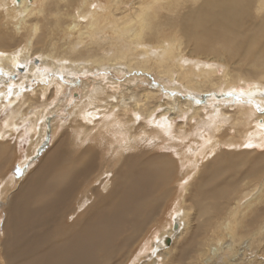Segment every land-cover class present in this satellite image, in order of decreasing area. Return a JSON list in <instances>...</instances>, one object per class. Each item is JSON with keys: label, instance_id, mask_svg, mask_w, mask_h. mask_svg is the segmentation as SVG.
I'll return each mask as SVG.
<instances>
[{"label": "bare ground", "instance_id": "bare-ground-1", "mask_svg": "<svg viewBox=\"0 0 264 264\" xmlns=\"http://www.w3.org/2000/svg\"><path fill=\"white\" fill-rule=\"evenodd\" d=\"M0 52L3 73L35 54L50 71L30 62L43 81L19 99L12 89L0 128V264H111L176 191L170 219L127 263L172 264L168 251L190 224L189 189L196 232L209 229L199 243L218 245L214 260L264 242V152L233 150L244 146L224 129L264 145V113L227 95L239 82L264 87V0H0ZM71 83L81 88L71 118L15 183L8 139L32 122L33 156L47 139L38 117ZM254 102L264 107L259 94Z\"/></svg>", "mask_w": 264, "mask_h": 264}, {"label": "rangeland", "instance_id": "rangeland-1", "mask_svg": "<svg viewBox=\"0 0 264 264\" xmlns=\"http://www.w3.org/2000/svg\"><path fill=\"white\" fill-rule=\"evenodd\" d=\"M29 59H31V62H33L34 65L38 67L39 71H43L45 73L50 72L49 68L47 69L45 66H43L40 63L39 61L40 57L37 54L33 55L32 57H29ZM29 59H23V60L17 61L19 63L24 64L25 67L23 69L17 68V70L13 72L12 76L7 77L6 81L0 84L1 86H4V84L12 82L11 85L14 86L13 88L16 87L17 88L16 90H18L19 88V90L17 91L18 93L17 98L18 97L20 98L23 92L33 89L34 85L37 84L39 80L43 81L42 79L38 78L35 74H33L34 72H28L27 67L30 64L28 62ZM110 72L113 73V75L115 76L114 78H117L118 80L117 82L120 83V80L124 79L123 73L117 74L112 68ZM85 74L84 75L80 74L79 78L83 79V78L93 77L88 74L86 75ZM2 75L6 77L3 74V69L0 67V77ZM61 75L63 76L62 73ZM64 80L70 81L69 79L67 80L66 78ZM71 84L72 85L70 86L67 85L66 87H63L61 96L56 99H52L50 102H48L45 108L44 116L38 117L40 119L37 122V126L39 125V127H42V129L46 133L47 139H45V142L43 144L38 145L39 147L37 146L38 148L34 152V155H33L34 157L31 155L29 158L28 156L26 157V153L28 151V144L30 141L29 138L32 135V133L30 132V128H31L30 126L32 122L30 123L29 120L27 121L25 120L23 123L17 124L15 127V129L17 130H15L12 133L11 138L8 139V143L11 144L12 150L8 154L10 156V160H9L7 167H8L9 173L11 174L12 178L15 180L14 181L15 183L18 179L24 177L30 171H32L33 168L39 163L40 159L42 158L43 153L51 147L52 143L55 140V135H54L55 132H53L54 126L65 124L67 121H69V118H71L72 113L70 112V107L73 105L75 99H80V96H81V88L74 83H71ZM240 84L241 82L238 83L235 89H240L241 87L245 88L244 85H240ZM4 89L7 90L5 91L7 93L3 95L2 98L0 97V104H1L0 105V128L6 123V118L8 117V114H6V112L10 114V112H12L14 109L13 107L14 105L13 104L11 105L10 103V100L12 99L11 98L12 95L8 96L7 86ZM69 92L71 95L68 94ZM206 99L209 102L216 101V99H213L210 96H208ZM218 101L225 102L226 99H221ZM211 105L213 106L214 104H211ZM4 116L5 117L7 116V117L5 118ZM229 126H230L229 124H226V126H224V129H227L228 134L235 136L238 144L244 146L245 145L244 136H241L240 132H235L237 127H233V126L229 127ZM63 128L64 127L61 126L59 127V129H57V131L59 130L58 132H60ZM229 128H232V129H229ZM206 131L207 130H204V132ZM253 144L255 145V143ZM260 145H263V143H261ZM223 147H224V150H232L231 146L224 145ZM242 149H245V147H241V148L238 147L237 149H233V150L238 151ZM249 149H251L253 152H264V147H253ZM165 151L168 154L174 153V150L172 148H169L168 146L166 147ZM17 167L21 169L19 174H17L16 172ZM190 191L191 189H189V191L186 194V205L188 204L192 205L191 207L192 212L190 213V224H189V227L186 228L184 233L177 239V242H175L174 248L168 251V253H172L171 257L174 254L176 255V259H174L172 264H207L205 263L206 259H209L210 261H212L213 264H224V263H221L220 260H214L209 250L212 246L217 247L218 245H214V244L210 245V243L208 242H206L205 244L199 243V239L201 238L202 240H204V236L208 233L209 229L206 230L203 236H199L197 234L196 228L198 226L199 219L197 221L195 220V212L197 211V208H195L196 207L195 201H194L195 198L192 195H190ZM177 196H178L177 192L174 191L173 194L170 195L166 199V201L163 202L165 203L164 206L161 208L160 211L158 210L156 214L153 213L154 214L153 218L150 219L149 225L144 228L140 236H138L137 239L133 240L130 243V245L124 249L123 253L120 254L119 252L115 256V258L112 260L111 264H127L131 260L132 254L137 249V247L141 245L142 243L146 242V240L150 239L152 236L154 237L157 234V232L160 231L162 224L165 223L168 219H170V213L173 208L172 203L174 200H176ZM233 204H234V200L230 202L231 206ZM3 206H4V201L0 197V210H2ZM257 207L260 213L259 220H263L264 219V200H260V202L257 204ZM246 214H248V212H246ZM1 222H2V218H0V227H1ZM245 242H248V241H242V243H240L238 247L239 248L238 253L242 255L238 254L236 259L231 258L229 261H227V264H264V242L259 244L257 240L254 238L252 239L251 243H245ZM171 257H169V259ZM159 260H161V258ZM160 264H165V263H163L161 260Z\"/></svg>", "mask_w": 264, "mask_h": 264}, {"label": "snow or ice", "instance_id": "snow-or-ice-1", "mask_svg": "<svg viewBox=\"0 0 264 264\" xmlns=\"http://www.w3.org/2000/svg\"><path fill=\"white\" fill-rule=\"evenodd\" d=\"M15 2V0H14ZM93 8H96L97 5L93 4L92 5ZM6 55V53L4 52H0V57H4ZM19 55V53H17V56ZM31 61H29L30 63ZM14 67L15 68H20L23 69L25 67L24 64L16 62L14 63ZM6 77L12 76L13 73L12 72H5L3 73ZM13 85H8V96H11L13 94L12 89H13ZM260 95L261 97H264V87H259L256 84H250L248 89H245L243 87H241L240 89H232L230 90L227 95L229 96H235V98L237 100H241L242 98H247V103L250 105H253L255 107L256 112L259 113H264V107H261L259 104L254 102V97H256L257 95ZM18 95V93H17ZM113 100L116 99V97H112ZM90 115V114H89ZM137 119H140L139 116H137ZM87 123H91V120H86ZM258 127L261 129H264V121L260 122L258 124ZM244 147L246 148H253V147H264V145H260V144H253L251 142L246 143L244 145ZM21 171V169L19 167H17L16 172L17 174H19V172ZM184 183H187V181H185Z\"/></svg>", "mask_w": 264, "mask_h": 264}, {"label": "water", "instance_id": "water-1", "mask_svg": "<svg viewBox=\"0 0 264 264\" xmlns=\"http://www.w3.org/2000/svg\"><path fill=\"white\" fill-rule=\"evenodd\" d=\"M173 228H177V225H176V223H174V225H173ZM167 241H165V243H166Z\"/></svg>", "mask_w": 264, "mask_h": 264}]
</instances>
